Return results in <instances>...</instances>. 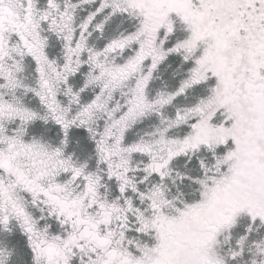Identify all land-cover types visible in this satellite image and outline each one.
Listing matches in <instances>:
<instances>
[{"label": "snow or ice", "instance_id": "6c2138e0", "mask_svg": "<svg viewBox=\"0 0 264 264\" xmlns=\"http://www.w3.org/2000/svg\"><path fill=\"white\" fill-rule=\"evenodd\" d=\"M0 264H264V0H0Z\"/></svg>", "mask_w": 264, "mask_h": 264}]
</instances>
